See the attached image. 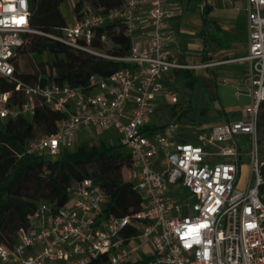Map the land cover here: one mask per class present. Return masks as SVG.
Listing matches in <instances>:
<instances>
[{
  "label": "built area",
  "instance_id": "built-area-1",
  "mask_svg": "<svg viewBox=\"0 0 264 264\" xmlns=\"http://www.w3.org/2000/svg\"><path fill=\"white\" fill-rule=\"evenodd\" d=\"M166 5L167 0H123L102 12L83 2L79 16L49 36L71 50L125 64L108 78L90 76L93 90L87 94L54 82L28 85L15 75L18 50L37 32L30 27V0H0V76L14 86L0 89V121L31 117L38 102L62 115L53 133L26 142V155L55 156L84 129L111 130L129 154L128 180L142 198L132 216L102 218L105 192L89 178L73 182L69 204H39L18 242L11 249L0 246V264H94L101 257L106 259L98 264H264V158L257 141L264 102V0H245L247 48L232 60L245 67L235 92L248 97L245 118L199 133L196 143L176 139L177 121L146 132L158 97L171 105L179 100L163 76L198 68L170 55L177 35L167 26ZM143 24L148 30L142 45L135 35ZM109 25L130 38L123 57L91 47L96 29ZM99 39L109 45L104 35ZM238 136L251 146L250 174L240 188Z\"/></svg>",
  "mask_w": 264,
  "mask_h": 264
},
{
  "label": "trees",
  "instance_id": "trees-1",
  "mask_svg": "<svg viewBox=\"0 0 264 264\" xmlns=\"http://www.w3.org/2000/svg\"><path fill=\"white\" fill-rule=\"evenodd\" d=\"M63 1L30 0V27L37 33L27 36L24 46L18 50L16 60L21 54L38 56L47 53L52 55L53 61L45 59L35 63L34 72H19L15 60V75L28 85L54 82L81 88L88 94L93 90L90 76L108 78L125 64L71 50L49 37L61 34L65 25L59 12ZM83 2L91 9L107 12L119 6L123 0H79L73 7L74 18L79 16ZM103 35L108 46L100 42L99 38ZM207 39L210 40L209 35ZM91 47L113 57H123L130 48V38L122 32L120 26L109 25L96 29ZM182 73L187 88L192 90L201 85L198 77L188 71ZM13 88L12 84L0 76L2 91ZM61 116L59 112L38 102L31 117L0 121V246L11 249L18 242L19 230L27 228V217L39 204H48L54 208L63 206L68 200L67 190L71 183L84 178L93 180L106 194V201L100 209L102 218L132 216L141 208L142 198L131 189L128 180L129 154L119 142H107V137L99 142L83 139L71 151H62L59 159L47 154L24 153L26 142L36 138V128L43 134H51ZM257 129L264 137V102L260 106ZM123 170L127 172L125 180ZM260 173L264 179V165ZM105 259L101 257L94 264Z\"/></svg>",
  "mask_w": 264,
  "mask_h": 264
},
{
  "label": "crops",
  "instance_id": "crops-1",
  "mask_svg": "<svg viewBox=\"0 0 264 264\" xmlns=\"http://www.w3.org/2000/svg\"><path fill=\"white\" fill-rule=\"evenodd\" d=\"M234 1L236 0H167L166 7L169 17L166 19V23L168 27L175 30L177 35V43L170 47V55L176 57L183 64L197 65L198 68L170 71L163 76V84L174 87L177 91L179 84L182 82L185 85L186 82L182 72L188 71L199 78L201 87L203 85L202 80H211L210 75H203V70L210 71L216 83L218 76L212 70L217 67H224L229 70L230 76L227 79H223L222 82L229 87V92H231L223 91L220 93L214 83V98L220 100L221 97H226L230 94L235 100L243 99L241 105L223 107L219 103H215L216 120L213 118L207 119L213 120V123L207 127L205 132L222 122L245 118L243 109L248 104V97L245 94H240L238 97L235 96L245 67L241 62L232 61L243 56L247 48L245 0H242L241 7H236L237 14L232 10ZM147 30L148 28L143 24L135 35L138 42L142 45L145 43L142 39V34L146 33ZM208 35L210 40L207 39ZM243 37H245V46H237V41ZM219 43L220 45H218ZM206 63H211L212 65L209 67L202 66ZM178 103L173 105L175 108L166 115L165 110L171 104H168L163 97H158L155 101L154 113L146 123V132L158 131L168 122L176 121V118L181 113L185 115L187 112L178 106ZM177 107L180 108V111H176ZM174 112H176L175 115H173ZM191 113L195 114L194 111ZM160 115L162 116L160 117ZM88 132L90 131L87 129L79 132L68 147L76 145V140H83ZM203 132L195 130L190 134L187 132L182 133L179 128L176 139L196 143L197 135ZM141 254L142 256L145 255L144 253Z\"/></svg>",
  "mask_w": 264,
  "mask_h": 264
},
{
  "label": "rangeland",
  "instance_id": "rangeland-1",
  "mask_svg": "<svg viewBox=\"0 0 264 264\" xmlns=\"http://www.w3.org/2000/svg\"><path fill=\"white\" fill-rule=\"evenodd\" d=\"M79 0H65L63 1L59 6V12L62 15L65 25L67 23L71 22L74 18V11L73 7L76 2ZM242 0H236L234 1L232 10L237 14L236 7H241ZM237 46H245V37L241 38L239 41H237ZM45 59L48 62L53 61L52 55H48L47 53H44L42 55H27V54H21L18 55L16 63H17V69L19 72H34L35 70V63H38L40 61H43ZM46 62V61H45ZM49 64V63H48ZM48 65H46L45 69H47ZM218 76V81L215 83L214 76L210 73V71L203 70V75H210L211 80H202L203 85L194 87L192 90L190 88H187L184 83L181 82L179 84L180 86L177 88V92L179 93V103L178 106L182 107V109L186 111L192 110L195 112L197 116L204 117V118H213L216 120L215 116V103H219L223 107L227 106H233V105H241L243 103V99L235 100L232 95H227L226 97H221V99L214 98V83L216 84V87L222 93L223 91L229 92V87L225 85L222 80L227 79L230 76L229 70L225 69L224 67H217L213 69ZM231 92V91H230ZM229 92V93H230ZM220 101V102H219ZM175 107L171 105L169 108L165 110L166 115L169 114L171 110H173ZM176 111H180V108L177 107ZM159 116V115H157ZM162 115H160L161 117ZM176 121L179 123L180 130L182 133H191L193 131H206L207 127L212 125L213 120H198L189 118L187 115L180 114L179 117L176 118ZM196 128V129H194ZM112 134V135H111ZM44 135L42 131L38 130L36 128V137ZM112 137H109V136ZM104 137H107V142H116L118 143L117 137L114 135V133L111 130H102L101 132H88L85 136L84 140H87L89 142H99L104 139ZM79 141V140H78ZM76 140V142L78 143ZM236 141L238 142V145L241 149V158H240V176L238 178L237 186L244 187L246 180L249 177L250 174V151L251 146L247 142L245 136H238L236 138ZM257 141H258V147H259V153L260 157L264 158V137H262L260 131L257 129ZM74 148L72 147H66L61 148L59 150V153L55 155L53 158L59 159L61 157V152L65 149L67 151H71ZM123 179H126L127 172L126 170H123L122 173ZM70 202H67L69 204Z\"/></svg>",
  "mask_w": 264,
  "mask_h": 264
},
{
  "label": "water",
  "instance_id": "water-1",
  "mask_svg": "<svg viewBox=\"0 0 264 264\" xmlns=\"http://www.w3.org/2000/svg\"><path fill=\"white\" fill-rule=\"evenodd\" d=\"M189 118H193V119H198V120H206V119H208V118H204V117H200V116H197L196 114H194V113H188V115H187Z\"/></svg>",
  "mask_w": 264,
  "mask_h": 264
}]
</instances>
